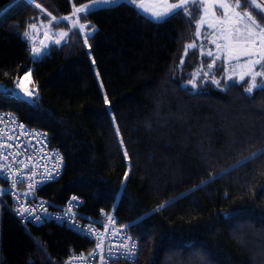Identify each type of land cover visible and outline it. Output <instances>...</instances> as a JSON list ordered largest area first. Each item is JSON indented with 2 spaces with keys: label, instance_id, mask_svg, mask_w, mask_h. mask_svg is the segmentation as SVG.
Masks as SVG:
<instances>
[{
  "label": "trees",
  "instance_id": "obj_1",
  "mask_svg": "<svg viewBox=\"0 0 264 264\" xmlns=\"http://www.w3.org/2000/svg\"><path fill=\"white\" fill-rule=\"evenodd\" d=\"M85 1L0 0V84L29 72L36 92L0 90V110L42 130L64 162L35 197L61 209L77 194V217L96 224L112 214L139 250L111 264H264V73L227 76L223 55L195 40L197 2L160 20L127 1L90 9L78 15L89 34L67 26L32 60L27 26ZM227 1L264 30V0ZM5 185L0 264H65L91 248L62 225L22 224Z\"/></svg>",
  "mask_w": 264,
  "mask_h": 264
},
{
  "label": "built area",
  "instance_id": "obj_2",
  "mask_svg": "<svg viewBox=\"0 0 264 264\" xmlns=\"http://www.w3.org/2000/svg\"><path fill=\"white\" fill-rule=\"evenodd\" d=\"M238 26L243 30L241 46L253 49V61L261 62L264 59V32L259 33L257 39H251L248 24ZM41 57L31 53L36 62ZM12 85L21 88L18 78L13 79ZM22 93L31 99L36 95L31 81ZM63 168L61 154L49 145L42 130L24 125L9 110H0V178L6 181L1 191L11 197L19 221L37 225L53 222L91 241L88 251L70 254L65 264H111L112 261L133 260L139 250L138 241L117 224L112 214L101 211L103 219L96 224L77 217L81 202L77 194H72L61 209H52L47 200L35 197L36 191L59 177Z\"/></svg>",
  "mask_w": 264,
  "mask_h": 264
},
{
  "label": "rangeland",
  "instance_id": "obj_3",
  "mask_svg": "<svg viewBox=\"0 0 264 264\" xmlns=\"http://www.w3.org/2000/svg\"><path fill=\"white\" fill-rule=\"evenodd\" d=\"M120 1L133 4L142 14L154 20H160L190 2H197L200 4V15L194 29L195 40L201 42L206 39L212 45L210 48L207 44L208 53L223 55L226 66L228 65L227 76L239 80L247 75L255 77L259 72L264 73V70L257 69L262 63L253 61L255 51L249 46H241L243 30L238 24H248L251 39H257V35L264 30L256 28L244 13L227 0H88L73 4L71 11L66 14L53 15L42 11L36 21L29 24L24 31L32 47L31 53L41 55L49 43L63 41L68 27H80L84 35L89 34L91 31L86 30L79 22V13ZM253 43L254 41L250 45ZM30 80L29 72L24 73L19 78L21 88L16 92L21 95Z\"/></svg>",
  "mask_w": 264,
  "mask_h": 264
},
{
  "label": "water",
  "instance_id": "obj_4",
  "mask_svg": "<svg viewBox=\"0 0 264 264\" xmlns=\"http://www.w3.org/2000/svg\"><path fill=\"white\" fill-rule=\"evenodd\" d=\"M0 90H3V91L10 90L13 94L15 93V91L13 90L11 86L4 87L2 84H0ZM22 98L25 100H31L28 95H24L22 96Z\"/></svg>",
  "mask_w": 264,
  "mask_h": 264
}]
</instances>
